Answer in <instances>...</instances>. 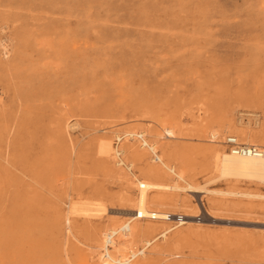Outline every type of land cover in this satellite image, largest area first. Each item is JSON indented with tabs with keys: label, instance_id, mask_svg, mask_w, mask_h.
Returning <instances> with one entry per match:
<instances>
[{
	"label": "rangeland",
	"instance_id": "374dc122",
	"mask_svg": "<svg viewBox=\"0 0 264 264\" xmlns=\"http://www.w3.org/2000/svg\"><path fill=\"white\" fill-rule=\"evenodd\" d=\"M0 40V264H102L136 193L98 147L131 132L196 190L151 191L169 221L112 256L157 238L131 264H264V185L214 168L227 137L264 152V0H0ZM125 144L140 181L183 187ZM87 204L105 209L69 210Z\"/></svg>",
	"mask_w": 264,
	"mask_h": 264
},
{
	"label": "bare ground",
	"instance_id": "6f19581e",
	"mask_svg": "<svg viewBox=\"0 0 264 264\" xmlns=\"http://www.w3.org/2000/svg\"><path fill=\"white\" fill-rule=\"evenodd\" d=\"M5 41H7V40H5ZM0 45H1V43H0ZM2 45H4V44H2ZM3 49H6V47H3ZM3 49H1V51ZM252 117H257V115L245 114V113L244 114L242 113L239 115V118H246L248 120V124H249V120ZM256 121L257 120L255 119V124H256ZM237 124H238V127H240L241 120H239L237 122ZM248 124H247V126H248ZM1 125H3V124H1ZM71 127L73 128V126H71ZM71 127H69V128H71ZM246 132L250 133L249 131H246ZM123 136L126 137L123 141V142H126L125 145H127L130 142H133L135 145L138 146V148L141 149V151L148 152L150 154V156L153 157V160H152L153 163H158L161 165V167L164 170L165 169L168 170L169 173L174 177V179L177 182L180 181L183 184V187H178L176 182H173V184L171 186H167V185L166 186H160V185H154V184L149 183V182L140 181L137 178L138 175L135 174V170H133V165L130 162H128L127 158H125L126 153H124L123 147H121L123 142H120L119 143L120 145L115 148L114 144H111L110 141L102 140L99 143V147H98L99 153L105 159H108V160L113 159L114 160L113 162H114L115 166L117 167V169H120L121 172L122 171L125 172L128 176H130V178L134 179L132 182V188H134V191L136 193V202L134 204L135 207H134V209L127 210V212H128L126 214V215H128V217H126L127 220H125L122 223V225L119 228H117L116 230L109 231V233L103 234L105 240L109 234H112V235L115 234L116 235L117 232H121L123 234H127V236H131V234H130L131 225L134 221H148V220L151 221V220H153V221H163L164 223L166 221H169L168 220V214L163 215V214H158V213L151 212L148 210L147 199H148V194L151 191H154V190L163 191L166 189V190L186 191V192L194 193L196 190V188L193 187L191 184H189L186 181H184L183 179H181V176H179L176 173V171L173 167L167 166L165 163H163L162 158H160L156 154L157 153L156 151H155L156 153L154 152V148H156V147L154 145H151L150 143H148L147 135L144 136L143 133H132V132L128 133V134L127 133L126 134L120 133V134H117V136H115V139H120V137H123ZM128 136L130 138H128ZM137 137H143V142L142 143L138 142ZM212 139L216 140L217 137L213 136ZM231 140L235 141L238 148H233V147L227 146L226 148L222 149V151L217 152V154H215L214 168L217 172V178H216L217 181L222 180L228 184H231L232 186H236V184L238 185L241 182L252 183L254 181H257L260 184L264 185V152H263V150L262 151L256 150L254 145L252 147L251 145H249L247 143L246 144L238 143L237 139L231 138ZM118 149L121 150V153H122L121 165H124V167L119 165V162H117L119 157H118L116 151ZM201 190H203V189H201ZM207 192L210 193V191H207ZM228 194L236 196V194H239V193L236 192V193H228ZM240 195L250 197L249 194H240ZM104 209L105 208L102 207L100 204H90V205L87 204L85 206L81 205V206H77V207L72 205L71 208H69V210L73 211L74 213H76V212L78 213V211H80L81 213H78V214H80V215L83 214V215H87V216L89 214H92V213H94V214H97V212L102 213L104 211ZM94 214H92V215L94 216ZM178 223H179V227L183 226L185 224V223L177 222V224ZM172 230L173 229H171V228L166 229V231L162 235H160L159 238H163L166 235V233H168ZM156 240H157V238H155L149 242H145L144 248L142 251H144L147 247L154 244L156 242ZM113 244L114 243H112L111 247H113ZM123 250H125V249H123ZM123 250H121V251H123ZM102 251H105L107 254L106 259L103 257V255H101L100 260L102 261V264H123L122 262L125 259H121L119 255L118 256H112L111 255L112 251L108 250L106 242L102 248ZM130 255H135V254L131 252ZM141 255H142V253H141ZM131 262H129L127 264H131Z\"/></svg>",
	"mask_w": 264,
	"mask_h": 264
},
{
	"label": "built area",
	"instance_id": "2783aa9c",
	"mask_svg": "<svg viewBox=\"0 0 264 264\" xmlns=\"http://www.w3.org/2000/svg\"><path fill=\"white\" fill-rule=\"evenodd\" d=\"M126 137L125 136H123V137H120V139H114V147L116 148L117 146H119L120 144V142H123L124 141V139H125ZM128 138H130L129 136H128ZM137 141L138 142H143V137H137ZM224 143H225V145H227V146H230V147H233V148H238V146L236 145V143H235V141H233V140H231V138H228L227 137V139H226V141H224ZM116 153H117V155H118V157H119V159L117 160V162H119V165H121V159H122V153H121V150H117L116 151ZM122 167H124V165H121ZM178 219H179V216H177L176 217V219L175 220H172L173 222H176V221H178ZM116 235L115 234H109L107 237H106V240H105V242H106V244H107V247H108V250L109 251H111L112 249V247H111V245H112V243H113V241H115V237ZM150 247V246H149ZM149 247H147L144 251H139V252H137L135 255H128V256H126L125 257V260L122 262L123 264H127V263H129V262H131V261H133V260H135V258H138V257H140L141 256V253L142 254H144L148 249H149ZM102 253V255H103V257L106 259L107 258V254H106V252L105 251H102L101 252Z\"/></svg>",
	"mask_w": 264,
	"mask_h": 264
}]
</instances>
